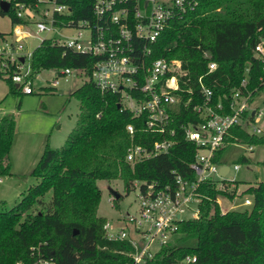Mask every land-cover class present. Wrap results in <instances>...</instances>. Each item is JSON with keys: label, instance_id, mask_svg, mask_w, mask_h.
I'll use <instances>...</instances> for the list:
<instances>
[{"label": "trees", "instance_id": "obj_1", "mask_svg": "<svg viewBox=\"0 0 264 264\" xmlns=\"http://www.w3.org/2000/svg\"><path fill=\"white\" fill-rule=\"evenodd\" d=\"M9 1L8 9L0 10V14L8 15L12 23L18 18L11 2L33 0ZM57 1L70 7L68 17H90L92 0ZM262 36L264 0H203L195 15L174 21L163 30L153 45V55L181 58L192 78L190 87L196 91L197 77L202 75L212 88V102L218 98L227 101L246 66L253 95L264 88V62L253 52ZM61 50L60 45L44 38L32 51L31 66L38 70L87 63L85 56L70 52L62 55ZM210 60L217 66L208 71ZM5 82L9 92L20 90L8 77ZM73 94L83 108L74 128L60 147H43L30 171L38 181L13 206L0 210V264H13L18 258L31 260L30 246L52 257L55 264H130L131 257L126 253L129 243L104 237L105 218L96 213L100 197L97 180L120 177L128 187L135 177L164 178L170 169L184 170L193 159L195 145L179 137L167 153L132 166L125 160L130 142L125 125L136 122L135 117L116 107L115 96L100 92L91 81H83ZM199 99L195 95L188 107L182 108L178 121L199 119L192 111ZM173 125L178 127V122ZM13 127L12 114L0 117V174L9 172L4 160ZM141 136H145L143 142L145 138L147 142L157 138L156 134L137 130V139ZM260 138L241 125L230 127L226 136L229 143H250ZM229 143L216 151L213 160L222 162V151ZM239 160L248 158L242 155ZM206 189L208 199L200 202V216L178 222L180 238H195L196 243L164 245L142 264H178L186 254H195L198 264H264V179L243 190L252 198L243 209L222 212L216 201L219 193L232 198L236 187L232 191L219 190L215 183L208 182ZM34 203L40 205L36 211L30 210Z\"/></svg>", "mask_w": 264, "mask_h": 264}, {"label": "built area", "instance_id": "obj_2", "mask_svg": "<svg viewBox=\"0 0 264 264\" xmlns=\"http://www.w3.org/2000/svg\"><path fill=\"white\" fill-rule=\"evenodd\" d=\"M202 2L92 0L90 17L74 19L68 17L70 7L57 0L13 1L11 7L18 20L11 23L9 32H0V74L5 72L23 93L33 91L32 78L38 70L31 66L30 58L34 47L44 38L60 45L62 55L70 52L87 58L86 64L52 67L54 76L43 86L54 88L60 79L77 73L100 92L113 94L119 107L128 110L136 120L125 125L130 137L125 160L132 166L167 153L179 137L195 145L193 159L184 170L170 169L164 178H133L130 185L138 190L135 208L120 213L113 222L105 219L102 223L105 238L129 243L126 253L131 257L130 264H142L164 245L173 244L171 238L178 234V222L200 216V202L208 199V182L215 183L219 190L232 191L236 187V194V180L226 176L230 166L221 174L219 169L224 163L213 160L216 151L229 143L226 136L230 127L241 125L252 133L263 131L255 123L263 115L264 101L263 106L253 105L254 95L248 88L249 66L227 101L218 98L212 102V88L202 80V75L197 77V90L190 87L192 78L181 58L153 55V45L163 30L174 21L195 15ZM47 3L52 4L50 9ZM64 27L74 28V34L63 39L39 35L41 31L56 32ZM26 38L30 48L19 52L23 48L21 41ZM253 52L264 62V36L254 44ZM216 66L214 60L207 62L208 71ZM195 95L200 99L194 102L192 111L199 119L178 121L182 108L186 109ZM176 122L178 127L173 125ZM137 130L151 132L157 138L151 142L145 138L143 142L145 136L137 139ZM233 167L238 169L240 165L234 163ZM218 195L216 201L220 206ZM251 203L252 198L246 195L230 209ZM220 209L226 211L221 206ZM152 241L157 244L154 250L150 248ZM29 249L31 260L18 258L13 264H55L52 257L41 255L36 247ZM178 264H198L197 256L186 254Z\"/></svg>", "mask_w": 264, "mask_h": 264}, {"label": "rangeland", "instance_id": "obj_3", "mask_svg": "<svg viewBox=\"0 0 264 264\" xmlns=\"http://www.w3.org/2000/svg\"><path fill=\"white\" fill-rule=\"evenodd\" d=\"M51 3H47L51 8ZM11 21L8 15L0 14V32H9ZM75 29L64 27L58 31H41L39 35L59 36L67 38L73 35ZM8 38L7 36H5ZM1 40V39H0ZM23 48L19 52L30 48L28 39H23ZM6 73L0 74V117L12 114L14 127L7 157L4 162L9 164V172L0 174V210L13 206L25 193L29 186L38 181V177L31 174L40 153L45 145L60 147L66 140L70 131L74 128L79 114L83 111L77 98L73 94L74 89L84 81V76L72 73L66 80H59L54 88H49V79L54 76L52 67L38 69L32 78L33 91L23 93L20 90L9 92L5 82ZM43 86V87H41ZM264 88L258 90L253 96V105L263 106ZM263 131L255 133L260 140L229 143L222 151L221 160L230 166L227 178H233L237 183V191L234 197L219 194L218 201L222 209H230L233 204L243 201L247 193L243 190L251 184L264 179V108L262 117L256 121ZM252 145L253 149H248ZM245 155L248 160H239ZM234 163L240 167L234 169ZM97 185L100 189V197L97 203L96 213L113 222L120 213L132 211L137 204L138 190L135 186L124 185L120 177L113 179H98ZM120 192L117 198L111 197L110 189ZM251 197V195H249ZM46 199V198H45ZM246 205H239L243 209ZM40 208L37 203L32 204L30 210L36 211ZM180 233L171 238L173 244H195V238H180ZM150 248H157L152 241Z\"/></svg>", "mask_w": 264, "mask_h": 264}, {"label": "water", "instance_id": "obj_4", "mask_svg": "<svg viewBox=\"0 0 264 264\" xmlns=\"http://www.w3.org/2000/svg\"><path fill=\"white\" fill-rule=\"evenodd\" d=\"M8 1L7 0H0V10L1 11H3V12H5L7 9H8ZM33 42H35V39H33ZM15 86H17V83H15ZM116 107H119V103H116ZM228 165H226V164H223V165H221L220 166V169H219V172L221 173V174H224L225 172H226V170L228 169ZM110 192H111V195H112V197H114V198H117V197H119L120 196V192H117L115 189H110ZM76 229H74V231H75ZM73 231V232H74Z\"/></svg>", "mask_w": 264, "mask_h": 264}]
</instances>
